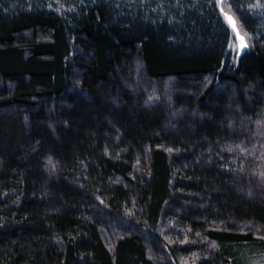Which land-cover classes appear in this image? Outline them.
<instances>
[{
	"label": "trees",
	"instance_id": "trees-1",
	"mask_svg": "<svg viewBox=\"0 0 264 264\" xmlns=\"http://www.w3.org/2000/svg\"><path fill=\"white\" fill-rule=\"evenodd\" d=\"M229 2L237 59L217 0H0V264L264 252V0Z\"/></svg>",
	"mask_w": 264,
	"mask_h": 264
},
{
	"label": "rangeland",
	"instance_id": "rangeland-1",
	"mask_svg": "<svg viewBox=\"0 0 264 264\" xmlns=\"http://www.w3.org/2000/svg\"><path fill=\"white\" fill-rule=\"evenodd\" d=\"M219 9L228 24L230 30H231V40H230V46L229 49L232 53V56L237 59L239 56H241L245 51L250 49L252 45V37L249 35L247 31L243 28L242 24L240 23V20L238 16L235 14V12L232 9V6L230 5L229 0H217ZM229 17L232 21L235 22L236 29L239 31V34L241 37L244 38V42L247 44L246 48H239L238 41L235 39V32L232 28V24L229 21ZM250 259V258H249ZM246 262V264H264V252L256 253L250 260ZM198 260L196 257L192 256V258H189L188 260L183 261L184 264H197L196 261Z\"/></svg>",
	"mask_w": 264,
	"mask_h": 264
},
{
	"label": "snow or ice",
	"instance_id": "snow-or-ice-1",
	"mask_svg": "<svg viewBox=\"0 0 264 264\" xmlns=\"http://www.w3.org/2000/svg\"><path fill=\"white\" fill-rule=\"evenodd\" d=\"M229 21L232 24V28L235 32V39L239 42L237 46L241 49L246 48L247 44L244 42V38L240 36L239 31L236 29L235 22L232 21L230 17H229Z\"/></svg>",
	"mask_w": 264,
	"mask_h": 264
}]
</instances>
